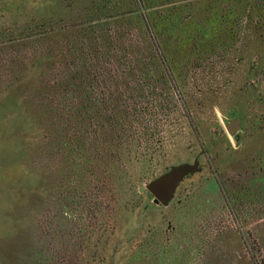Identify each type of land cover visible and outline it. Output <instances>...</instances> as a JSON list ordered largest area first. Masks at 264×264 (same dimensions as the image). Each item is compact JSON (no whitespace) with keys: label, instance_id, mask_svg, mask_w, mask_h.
Segmentation results:
<instances>
[{"label":"rangeland","instance_id":"rangeland-1","mask_svg":"<svg viewBox=\"0 0 264 264\" xmlns=\"http://www.w3.org/2000/svg\"><path fill=\"white\" fill-rule=\"evenodd\" d=\"M0 264H264V0H0Z\"/></svg>","mask_w":264,"mask_h":264},{"label":"water","instance_id":"water-1","mask_svg":"<svg viewBox=\"0 0 264 264\" xmlns=\"http://www.w3.org/2000/svg\"><path fill=\"white\" fill-rule=\"evenodd\" d=\"M226 128L229 133L233 134L239 129V123L237 120L232 119L226 123ZM186 171H189L187 168H182L178 172L172 174L169 178L164 181L158 182L150 186V192L153 194L155 199L161 203H165L169 197L170 193L173 190L174 184L177 178L184 174Z\"/></svg>","mask_w":264,"mask_h":264}]
</instances>
